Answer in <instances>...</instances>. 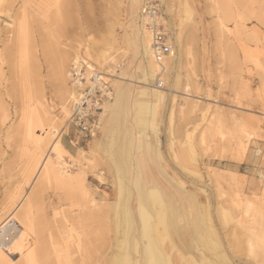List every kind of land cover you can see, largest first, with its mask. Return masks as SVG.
<instances>
[{
  "label": "rangeland",
  "instance_id": "1",
  "mask_svg": "<svg viewBox=\"0 0 264 264\" xmlns=\"http://www.w3.org/2000/svg\"><path fill=\"white\" fill-rule=\"evenodd\" d=\"M136 1L144 31L140 16L144 3L161 6L173 52L165 58L167 72L159 77L166 100H139L137 89L155 84L142 76L137 78L142 84L126 83L121 97L133 92L129 115L102 133L109 105L116 102L112 80L113 101L105 106L97 132L83 137L68 122L74 100L71 68L79 58L104 74L118 72L117 77L130 79L124 63L131 69L145 63L143 50L136 48L132 37L130 10L135 0H0V199L5 195L7 200L0 204V215L16 197L11 214L0 222V239L18 233L12 218L43 181L38 169L32 173L28 168L34 146L26 140V129L33 120L36 133L50 137L48 148L60 138L70 152L64 159L73 176L87 179L90 200L99 205L101 196L106 197L108 264H122L125 254L132 263L148 264L138 212L139 185L145 191L153 186L163 195L166 211L156 230L163 233L160 246L168 264H197L203 257L212 264H223V257L230 264H264V2ZM16 31H22L20 39ZM119 177L130 196L129 205L118 210ZM44 186L35 217L47 206L53 208L43 237L74 227L69 261L82 264L83 251L77 244L85 229L77 221L93 204H86L79 189L54 180ZM173 209H181L182 218L177 220ZM154 210L149 212L156 223L159 215ZM171 224L191 238V250L183 248ZM196 227L204 235L195 234ZM136 241L140 253L133 250ZM9 258L17 263L20 257Z\"/></svg>",
  "mask_w": 264,
  "mask_h": 264
},
{
  "label": "bare ground",
  "instance_id": "2",
  "mask_svg": "<svg viewBox=\"0 0 264 264\" xmlns=\"http://www.w3.org/2000/svg\"><path fill=\"white\" fill-rule=\"evenodd\" d=\"M262 2H264V1L262 0ZM131 6L132 7L130 10L131 11L130 14L132 15L131 25L133 28L132 29L133 30L132 37L134 36L133 39H134V44L136 45V48L138 47L141 50H143V53L145 56V63L142 65H138V67H136L134 69H131L129 63H127V62L124 63L126 73H124L123 71L122 72L126 76L127 75L130 76V79L122 78L123 76L115 78V84L117 87V92H116L117 95L115 97L116 102L111 103L109 105L110 107L116 106L117 104L119 105L122 102L121 94H122V90L124 89V85L126 86V83H127L128 86L132 87L133 86L132 84L135 82L134 79H137L140 76H142L144 80L148 79L152 83H155V84L154 85L152 84L151 86L143 85L142 87H140V89L136 88L137 89V91H136L137 97L139 100H141V99L145 100V99H147V97H149L154 102L159 101L160 103H163L166 100L165 91L160 89L163 86V83L161 82V80H159V77H161V75L163 73L165 74L167 72L169 66H167V61L165 58L155 59V57L153 56L152 42H151L150 36L148 35L149 32L141 30V27L138 23L139 22L138 21L139 20V12H138L139 11V1L135 0V2H132ZM4 7H2V8L4 9ZM8 7L6 9H8ZM10 8H11V6H10ZM3 9H2V11L5 12L6 10L4 11ZM6 16H8V15H6ZM16 32H18V31H16ZM20 33L18 34V37H19ZM21 37H19V39ZM9 43H10V41H9ZM40 45H41V43H40ZM6 52H7V50H6ZM23 54H24V52H23ZM172 54H173V52H171V55ZM87 56H89V53H87ZM0 59H1V57H0ZM79 60H80L79 58H76V61H79ZM24 62H25V60L23 61V63ZM14 65H15V63H14ZM0 72H1V70H0ZM7 79H9V78H7ZM140 81H141V78H140ZM2 83H1V85H2ZM137 83L142 84L141 82H139V80ZM4 86H3V88H4ZM1 89H2V87H1ZM5 90L6 89L4 88V91ZM70 91H72V90H70ZM71 94H72V92H71ZM4 114H5V112H4ZM34 115H35V113H34ZM29 116H30V114H29ZM32 121L27 125V129H26V140H28L34 146L33 147L34 148L33 157L31 159L30 166L28 168L30 169V171L32 173H34L38 169L39 172H41L40 174H41V178L43 181H41L42 182L41 184H39V182H38L39 185L36 187V189L34 191L32 190L33 192L28 196L23 208L19 212H17V214L12 218L14 223H16V225H14V226H16V228H18V229L15 228V230H19L18 233L15 234V232H13V234L11 236H9V238H7V240L3 239L2 240L3 242L0 239V241H1V243H0V264H71V262L69 261L70 260L69 259V253H70L71 246L74 244L73 234H72V232H74V227L71 229L69 227H66V226L62 227L63 229H61L59 231L57 236L52 233V235L51 234L48 235L49 239H47V238L44 239L43 229L49 230V224H50L48 222V217L50 215L49 208L52 210L53 207L47 206L46 211L44 208V212L42 213V215L37 216V218L35 217V212H36L35 210L38 207V205L40 204V201L42 200L43 194L45 192L44 183L49 182L51 180H54V181L58 182L59 184L61 183L63 185H66L72 189H79L80 192H82V194L86 200V204H91V205L93 204L94 205V206L92 205V208H89L86 212H84L82 214V216H80V215L78 216L77 222L80 224L81 223L83 224L82 228L85 229L84 230L85 235H84L83 240H80V239L78 240L77 246H78L79 251L80 250L83 251L84 258L82 260V264H94L93 262L95 259H96V262H95L96 264H108V258L106 255L107 243H106V237H105L106 236L105 235V231H106L105 225H106V215H107L106 213L107 212L105 209L104 201H105L106 197L101 196V198H100L101 202L99 203V205H98V203L94 204L95 201L93 199L90 200V198L92 197V193L89 191V189L87 187V179L84 176L83 177H75L72 175V173L69 169V166H68L69 164L64 159V156H69L66 154H69L70 152H68V150L65 148V146L59 141L60 138H57L58 140L56 142L53 141L54 142V143L52 142L53 145H51V147L48 148V143H49L48 139L50 137L49 138L47 137L48 139H45V138L41 137V131H39V132L37 131V133H36V127L34 126ZM46 149L48 150V153H46ZM122 157H123V154H122ZM123 160H121V161H123ZM121 168H122V166H121ZM118 172H119V170H118ZM119 173H121V172H119ZM100 181L102 183V182H104V179L102 177H100ZM136 181H138V179ZM118 185H119L118 200H117L116 204L119 207L118 208V210H119L120 207H124V205L127 203L126 202L127 198H129L130 195H129V192L127 190L126 182H125L124 178L119 177V184ZM138 185H139V183H138ZM137 187H140L139 190L137 191L139 198H140V204H141L140 207L138 208V212H139V216L141 218L140 220L142 221V226H143V232H142L144 234L143 238H145V240H146L145 242H147L148 264H168L166 262V256L162 252L163 250L161 249V246H160V240L163 237V233H161V232L159 233L158 230H156V227L158 225H160V224L163 225V220H164L163 216H164V213L166 211L165 210L166 205H165V201L163 199V195L160 193V191L156 190L153 186H151V188L147 187L148 188L147 191H145L144 188H142V186H140V185ZM1 194L2 193L0 190V195ZM5 198L6 197L4 195V199ZM15 199H16V197H12V199L10 200V202H9L10 206H8L10 209H12L11 207L13 206V204L16 203ZM3 200L0 199V204ZM195 202H196L197 206H199L200 203L197 199L195 200ZM144 204L147 205L149 207V209H152V210H154V209L156 210V208L158 209V210H156V213H158L159 216H158L156 223L153 222L152 216H150L151 212H149L148 208L144 207ZM9 208H6V207L4 208L5 212H4V214L0 215V222L5 217H7L11 214V210ZM93 208L95 209V211L92 210ZM146 209H148V211ZM116 210H117V207H116ZM172 211H173V213H175V212L177 213V215H178V216H176L177 220L182 218L181 217V213H182L181 209L180 210L179 209L178 210L173 209ZM125 212H127V211H125ZM118 214H120V212ZM80 218L83 219V222L79 221ZM126 218H128V217H126ZM121 219H123V218H121ZM87 220H88L89 224L84 223V222H87ZM177 220H175L173 217V222L176 223ZM93 224H96V226H93ZM97 225L99 226V232H100V234H98V235H96L98 233L97 232L98 231ZM6 226H7V224H6ZM11 226H12V224L10 225L9 228H12ZM42 226H43V228H42ZM171 226H172V224H171ZM9 228H8V230H10ZM172 228H173V226H172ZM5 229H7V228H5ZM193 230H194L195 234L196 233H198V235L203 234V231L200 227H198L197 230H195V229H193ZM173 231L178 235V240L182 244L183 248L187 249V250H191V245H190L191 242H189V240H191V238L184 236L182 231L179 230V228L177 226H175L173 228ZM165 233L166 232L164 231V234ZM130 234H131V230L127 231V235L130 236ZM8 235H9V233H8ZM120 237H121V235H120ZM196 240H198V236H197ZM117 243H118V241H117ZM138 244L139 243L137 241H136V243L133 244V250H135L136 253L137 252L140 253V251H139L140 248L138 247ZM124 245H125V243H124ZM124 248H125V246H124ZM216 251H217L216 254L218 255V254H220L219 251H221V250L218 248V249H216ZM216 251H213L212 253H214ZM120 252H122V250ZM207 254H209V253H207ZM13 255L14 256L18 255L20 257L19 259H16V260H18L17 263H16V261H15V263H12V261L9 260L11 258V257L9 258V256H13ZM207 257H208V255H207ZM93 258H95V259L93 260ZM13 259H15V258H13ZM205 259L206 258L203 257L202 262H199L197 264H212L213 263V262L205 261ZM223 260H224L223 264H230L227 261V259H225L224 257H223ZM117 262H119V261H117ZM139 262L136 261V263H132L131 257L129 256V254H125V257H123L122 264H141L142 263V262L141 263H139ZM76 264H77V262H76ZM193 264H195V262Z\"/></svg>",
  "mask_w": 264,
  "mask_h": 264
},
{
  "label": "built area",
  "instance_id": "3",
  "mask_svg": "<svg viewBox=\"0 0 264 264\" xmlns=\"http://www.w3.org/2000/svg\"><path fill=\"white\" fill-rule=\"evenodd\" d=\"M140 16L145 29L151 35L155 59L170 56L172 45L162 24L160 4L155 1L145 2ZM114 77V74H104L94 64L85 60L73 64L70 84L74 90V100L68 122L79 135L89 137L97 132L105 106L114 99L111 84Z\"/></svg>",
  "mask_w": 264,
  "mask_h": 264
},
{
  "label": "crops",
  "instance_id": "4",
  "mask_svg": "<svg viewBox=\"0 0 264 264\" xmlns=\"http://www.w3.org/2000/svg\"><path fill=\"white\" fill-rule=\"evenodd\" d=\"M121 72V69L119 71V73ZM118 72L116 73L113 81L115 80V78L118 76ZM137 82V79H134ZM134 82V85H136L137 83ZM127 92V91H126ZM124 92V98L122 100V102L120 103L119 106L117 107H111V111L110 114H108L104 119H103V129H102V133H105L108 131V129L112 130L113 128H115L116 124H118L119 120H124V118L129 115V111L132 108V94L133 92ZM126 94V95H125ZM131 95V96H130Z\"/></svg>",
  "mask_w": 264,
  "mask_h": 264
}]
</instances>
